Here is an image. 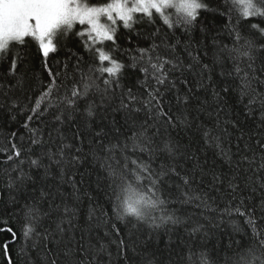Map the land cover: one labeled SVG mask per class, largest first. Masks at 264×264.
Returning <instances> with one entry per match:
<instances>
[{
    "label": "snow or ice",
    "instance_id": "6c2138e0",
    "mask_svg": "<svg viewBox=\"0 0 264 264\" xmlns=\"http://www.w3.org/2000/svg\"><path fill=\"white\" fill-rule=\"evenodd\" d=\"M209 14L223 17V26ZM258 52L264 63V0H0V64L7 65L0 110L13 122L20 117L0 146L8 193L7 200L0 196V234L7 236L0 254L7 264L17 244L23 264H111L112 250L127 261L130 245L142 250V264H155L148 243L162 228L183 229L175 241L169 236L175 264H264V140H256L261 163L253 169L255 156L243 155L237 164L252 171L245 187L253 196L237 195L244 189L233 175L223 207H213L206 192L194 193L195 175L179 167L180 133L205 111L201 93L220 95L211 87L214 68L239 80L249 112L259 99L264 124V96L252 88ZM34 60L48 84L25 105L14 90ZM203 137L219 140L209 130ZM213 146L231 163L230 150ZM89 162L102 170L111 195L108 208L91 205L82 224L79 170ZM212 176L214 184L225 183ZM248 181L262 193L258 201ZM197 201L203 221L175 207ZM121 224L151 231L138 243ZM217 231L229 242L209 250V234Z\"/></svg>",
    "mask_w": 264,
    "mask_h": 264
},
{
    "label": "trees",
    "instance_id": "16d2710c",
    "mask_svg": "<svg viewBox=\"0 0 264 264\" xmlns=\"http://www.w3.org/2000/svg\"><path fill=\"white\" fill-rule=\"evenodd\" d=\"M209 20L216 24L217 27H222L224 24V18L220 17L217 20H212L211 14H209ZM196 37L199 36L197 32ZM224 42L230 44V38L227 35L223 36ZM209 62V60H205ZM231 63V62H229ZM6 63L0 64V76H2L6 70ZM254 68L259 82L253 81L252 88L256 90L255 95L257 98L264 96V73H261V69L264 68V63L260 58V53L256 54ZM222 69L216 67L212 71L211 87L219 93L218 98H214L209 92H202L200 95V101H207L205 111L200 113H194L196 117L191 129L180 133V147L183 153V158L179 161V167L183 171L193 173L195 175L194 183L192 184V190L194 193L201 191L206 192L208 196L215 200L213 207L223 205L230 199L227 189V180L233 175H238L237 182L241 184L244 189L242 193L237 195L240 198H249L253 196L251 187H245V177L252 176L253 173L249 170L247 163L241 164L243 171L237 168V164L241 160V156L248 155L250 158L254 155L256 164L252 167L253 169L261 163V153L255 151L256 140H264V124L261 122V108L259 99L257 104L253 107L252 112H249L248 107V96L242 95L239 90V80L236 79L235 75L232 76H221L220 72ZM15 83V81H13ZM207 83V81H206ZM48 84L47 75L42 70L41 64L38 60H34L27 70L25 82L20 88L15 89L17 95L20 98L22 104L27 105L35 96H38L40 91ZM224 88H229V91L225 93ZM63 90L61 89V95ZM27 97V99H25ZM57 100L53 97V103ZM13 122L10 119L9 113L0 110V146L6 145V137L10 136L11 131L16 130L18 127V121ZM46 119L50 120V117L46 114ZM209 130L212 132L213 137H219L216 141H206L203 137V131ZM67 131V130H65ZM69 136L71 133H68ZM215 143H220L223 148L228 151L232 156L231 163L221 156L219 149L214 147ZM251 145L254 151H248L247 147ZM3 159L0 154V160ZM3 165L0 164V196L4 200L8 199V193L4 190L3 184ZM80 173L83 174L84 183L80 185L81 194V222L86 219V213L91 205L99 204L105 208L109 206V196L111 195V189L107 186L102 170L98 169L95 162L85 163L80 167ZM213 172L221 176L225 183L223 185L219 183H213ZM183 174V172H182ZM80 178L79 176L77 177ZM255 178V177H254ZM251 185V181L247 182ZM255 192V199L258 201L262 193L258 186ZM67 191H71L70 188L65 186ZM27 193H25L26 195ZM20 194H18L19 196ZM91 198V199H89ZM209 200V203H212ZM194 202L189 205H175V207H183L186 214L193 216L196 219L203 221V217L200 215L204 212L203 208H197ZM11 208V205L8 206ZM19 211V208L16 209ZM159 212H154L153 215H159ZM210 215V214H209ZM239 222V221H237ZM123 229V233L126 237H132L139 243L140 240H145L147 234L151 231L147 225H133L129 224L125 227L123 224L120 225ZM225 230L230 231V227L226 224ZM103 229L99 233L93 232V238H99L102 236ZM177 235H184L183 229H178L176 232H166L165 229H160L152 234V240L148 243V252L155 253V264H175L177 257L172 253V250L168 247L169 236L173 241L176 240ZM210 239L208 240L209 250L213 245H219L223 243L227 245L229 242L228 236H220L217 231L215 235L209 234ZM219 237V239H217ZM6 234H0V239H6ZM236 240L240 239L239 235H235ZM247 239V237H245ZM142 251L140 248L136 252L131 251V245L129 248V259L125 261L123 257H118L115 249L112 250L111 264H142V258L138 253ZM217 252L221 257H226L228 253L220 251L217 247ZM11 255L13 257V264H23V259L20 254L19 244L11 247ZM0 264H7V259L0 254Z\"/></svg>",
    "mask_w": 264,
    "mask_h": 264
}]
</instances>
